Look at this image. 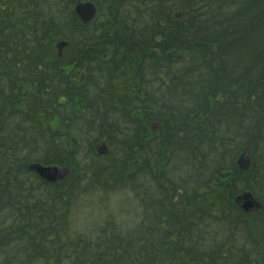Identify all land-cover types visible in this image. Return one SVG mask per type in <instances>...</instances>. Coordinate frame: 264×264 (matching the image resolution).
Returning a JSON list of instances; mask_svg holds the SVG:
<instances>
[{
	"label": "trees",
	"instance_id": "1",
	"mask_svg": "<svg viewBox=\"0 0 264 264\" xmlns=\"http://www.w3.org/2000/svg\"><path fill=\"white\" fill-rule=\"evenodd\" d=\"M130 183L135 230H72ZM0 264H264V0H0Z\"/></svg>",
	"mask_w": 264,
	"mask_h": 264
},
{
	"label": "rangeland",
	"instance_id": "2",
	"mask_svg": "<svg viewBox=\"0 0 264 264\" xmlns=\"http://www.w3.org/2000/svg\"><path fill=\"white\" fill-rule=\"evenodd\" d=\"M94 15L98 14L94 13ZM72 133L73 135L77 134L75 129ZM171 177L174 181H179L178 172L172 174ZM124 185L125 187L121 184H113L105 190L85 195L72 211V230L91 240L99 237L101 229L105 227L106 223L114 225L116 227H113L114 230H135L142 219V207L137 194V192H141V189L136 188L138 186L134 187L132 183ZM244 196L245 193L239 196L238 205L240 207L250 200ZM255 209H257L256 205L255 208L250 209V212ZM211 230L214 232L221 230V233H217L216 241H219L227 236L226 230L229 229L227 227L220 229L218 224H215L212 225ZM235 240L237 246H241L244 242L241 234L237 235Z\"/></svg>",
	"mask_w": 264,
	"mask_h": 264
},
{
	"label": "water",
	"instance_id": "3",
	"mask_svg": "<svg viewBox=\"0 0 264 264\" xmlns=\"http://www.w3.org/2000/svg\"><path fill=\"white\" fill-rule=\"evenodd\" d=\"M78 12L81 15H83V17L88 20L90 18H92L94 16V13L91 9V7L87 6V5H83V6H80L78 8ZM39 174L41 175H44V173H46L47 169H44V168H40V167H37V166H34L33 167ZM56 173V171L54 172V174ZM245 198L248 199V195H245ZM254 207V204L251 200H247L243 206H242V209L245 210V211H249L250 209H252Z\"/></svg>",
	"mask_w": 264,
	"mask_h": 264
},
{
	"label": "flooded vegetation",
	"instance_id": "4",
	"mask_svg": "<svg viewBox=\"0 0 264 264\" xmlns=\"http://www.w3.org/2000/svg\"><path fill=\"white\" fill-rule=\"evenodd\" d=\"M81 18H83L84 20H86L84 17H83V15H81ZM89 20V19H88ZM243 206V205H242Z\"/></svg>",
	"mask_w": 264,
	"mask_h": 264
}]
</instances>
